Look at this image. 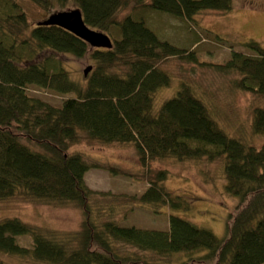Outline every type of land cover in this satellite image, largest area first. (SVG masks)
<instances>
[{
	"label": "trees",
	"instance_id": "1",
	"mask_svg": "<svg viewBox=\"0 0 264 264\" xmlns=\"http://www.w3.org/2000/svg\"><path fill=\"white\" fill-rule=\"evenodd\" d=\"M74 8L87 26L109 35L111 48L39 24L53 12ZM127 8L131 11L118 19ZM232 8L233 0H0V202L72 203L83 215L80 228L62 238L16 216L0 219V253L45 264H264V142L230 135L188 84L157 103L159 90L172 83L160 67L163 61L205 65L233 74L238 90L263 99L251 110V132L264 137V45L250 39L240 42L249 53L230 50L222 62H205L196 50L199 36L190 47L176 45L160 38L144 15L153 10L192 20L202 11L223 14ZM65 54L93 63L82 82L69 77ZM29 88L72 95L55 105ZM81 133L132 145L144 167L164 158L221 160L223 189L238 201L225 235L174 213L167 230L121 225L112 217L97 223L91 199L106 193L89 187L84 175L104 166L70 150ZM107 170L118 174L114 166ZM166 178V170H156L149 186L130 197L131 207L188 209L191 200L167 189ZM21 235L30 236L29 246L17 243ZM121 245L129 248L121 252Z\"/></svg>",
	"mask_w": 264,
	"mask_h": 264
},
{
	"label": "rangeland",
	"instance_id": "2",
	"mask_svg": "<svg viewBox=\"0 0 264 264\" xmlns=\"http://www.w3.org/2000/svg\"><path fill=\"white\" fill-rule=\"evenodd\" d=\"M148 2V0H146ZM131 11L124 9L117 15L121 18ZM147 25L160 38H168L172 43L190 47L197 40L196 50L201 61L222 62L230 50L249 53L241 43L253 39L264 45V0H233V8L228 13L206 10L196 14L192 20L177 18L172 15L144 10ZM32 25V20L29 19ZM207 30V31H206ZM222 36L226 41H218L213 34ZM29 31L26 32V35ZM241 42V43H240ZM93 63L63 56V66L69 77L77 82L85 78L83 69ZM160 67L172 77L171 86L159 90L157 103L172 97L181 83L191 86L195 93L206 103L215 119L230 135L243 138L245 141L260 145L264 137L251 132L252 108L262 105L261 97L238 90L233 84V74L219 73L212 68L188 63L176 58H169ZM28 93L42 97L49 103L58 105L72 94H56L51 91L29 88ZM82 153L89 163H100L104 169L88 170L86 175L89 187L105 192L95 194L91 199L93 219L99 223L105 219L116 218L121 225H135L139 228L168 229V216L176 214L207 229L218 237L225 235V223L230 210L238 202L236 197L228 196L224 189L222 161L209 162L204 158L180 161L174 158L153 160L148 167L139 163L132 145L103 143L90 139L81 133L71 149ZM117 168L112 173L108 167ZM166 170L167 178L163 182L170 191L182 194L192 202L188 209L169 212L168 207L157 211L155 206L139 205L131 207L130 197L139 196L149 185L156 170ZM94 176V183L91 179ZM101 206L100 215L96 206ZM112 208V210H111ZM18 217L21 220L42 226L47 233L56 232L61 238L68 233L76 232L82 223V211L72 203L51 206L39 202H26L20 198H11L0 202V219ZM19 245L29 246L28 235L17 237ZM121 252L128 246H118ZM5 264H45L34 260L0 253Z\"/></svg>",
	"mask_w": 264,
	"mask_h": 264
},
{
	"label": "water",
	"instance_id": "3",
	"mask_svg": "<svg viewBox=\"0 0 264 264\" xmlns=\"http://www.w3.org/2000/svg\"><path fill=\"white\" fill-rule=\"evenodd\" d=\"M39 24L59 26L93 47L111 48L112 46L109 35L86 25L78 8L53 12ZM91 69L90 65L83 69L84 77Z\"/></svg>",
	"mask_w": 264,
	"mask_h": 264
},
{
	"label": "crops",
	"instance_id": "4",
	"mask_svg": "<svg viewBox=\"0 0 264 264\" xmlns=\"http://www.w3.org/2000/svg\"><path fill=\"white\" fill-rule=\"evenodd\" d=\"M87 66H88V65H87ZM90 66H91V65H90ZM91 70H92V69H91ZM91 70H90V71H91ZM90 71H89V72H90ZM88 74H89V73H88ZM88 74H87V75H88ZM86 77H87V76H86ZM91 169H94V168H91ZM91 169H89V170H91ZM87 172H88V171H87ZM87 172L85 173L84 178H85V181L87 182V184L89 185L90 181H88V180H87V177H86V175L88 174ZM91 176H92L91 181H92V183H94L93 181H94L95 178H94L93 175H91Z\"/></svg>",
	"mask_w": 264,
	"mask_h": 264
}]
</instances>
